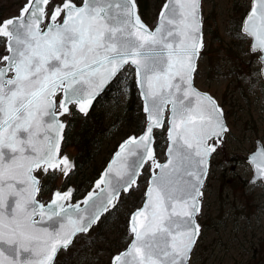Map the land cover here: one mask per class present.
<instances>
[{"label":"snow or ice","instance_id":"6c2138e0","mask_svg":"<svg viewBox=\"0 0 264 264\" xmlns=\"http://www.w3.org/2000/svg\"><path fill=\"white\" fill-rule=\"evenodd\" d=\"M138 7V0H25L18 15L0 19V264H55L58 251L111 215L142 176L143 206L129 215V241L111 264H191L210 159L229 129L215 99L193 87L200 0H165L154 25ZM241 31L264 64V0H254ZM133 74L141 134L119 146L82 201L56 188L41 202L43 181L66 183L73 170L61 156V117L74 109L87 115L106 87ZM165 128L161 163L155 137ZM247 162L252 183L264 181V149Z\"/></svg>","mask_w":264,"mask_h":264},{"label":"rangeland","instance_id":"374dc122","mask_svg":"<svg viewBox=\"0 0 264 264\" xmlns=\"http://www.w3.org/2000/svg\"><path fill=\"white\" fill-rule=\"evenodd\" d=\"M24 2L0 0L3 18L16 15ZM159 2H148L149 25L156 18ZM249 4L250 0H201L204 45L194 84L216 98L223 108L229 131L224 136L222 147L210 160L198 216L201 234L191 254V264H264V184L249 183L252 173L245 161L246 155L254 149L255 140L264 145V88L259 74L258 53L249 52L250 40L240 31V23ZM3 51L0 45V53ZM127 78L122 76L124 84L116 81L94 107V112L102 115L103 128L111 127L115 110L125 108L129 89L127 87L126 92L122 89ZM115 134L112 132L103 139L95 160L79 171L76 180L74 175L66 179V183L57 179L53 189L73 185L74 198L81 195L83 187L78 188L80 181L86 180L92 167L97 168L107 160L115 144L122 139L114 138ZM163 135L156 136L159 160L164 159L166 143ZM65 151L77 154L74 146H66ZM146 182L142 176L138 181L139 187L120 200L115 213L107 217V225L98 235H94L96 226L90 231L94 238L89 234L85 240L79 236L76 238L70 264H107L112 254L126 246L128 241L121 237L123 230L126 231L123 220L140 206ZM115 243L117 247H114ZM64 252L59 257H66Z\"/></svg>","mask_w":264,"mask_h":264},{"label":"trees","instance_id":"16d2710c","mask_svg":"<svg viewBox=\"0 0 264 264\" xmlns=\"http://www.w3.org/2000/svg\"><path fill=\"white\" fill-rule=\"evenodd\" d=\"M162 1L163 0H160L158 6L156 7L157 11ZM148 2L149 0H138L139 11L145 22H148L150 19L149 18L150 9ZM0 19H3V8L1 7H0ZM126 85L129 89V92H128V99L125 103V108L123 110L117 109L114 111V115H113L114 117L110 125L111 126L110 128H103L101 113H96L94 111H92L87 116H80L78 113L74 112V115L71 117L70 123L64 134L63 147L66 146L76 147L77 158H76V169L74 171L75 180L77 179L79 175V171L81 169L82 170L86 169L87 164L93 163L95 157L99 153V150L102 146V141L105 137L109 136L110 134H112V132H114L116 133L114 138L117 137L116 139H118V137L122 138L131 133H138L143 128L144 116L141 112V106L137 92L135 90L132 76L130 78L129 77L127 78ZM119 94L120 93H117V95ZM76 121H80L79 122L80 124L75 123ZM159 132L160 131H158L157 133ZM104 162L100 164L99 167L97 168L96 166L92 167L93 169L89 172V175L88 177H86V180L84 182L80 181L78 188L80 189L83 187V191H81L82 193L90 187L92 181L94 180V178L97 177L99 171L103 167ZM43 184H44V190L41 192L42 195L49 193L54 187V181L49 179H45L43 181ZM115 210L112 211L111 215L115 213ZM111 215L106 214V217L103 219V221L97 225L98 228L94 235H98L103 229V227L107 225L106 219ZM123 222H125L124 223L125 226L127 223V219H124ZM88 234L91 235L90 232ZM88 234L80 235L78 238L85 240L89 237ZM94 235L91 236L94 238ZM121 237L126 241L129 240V237L125 230H123ZM75 242L68 251L64 252V254L67 256L66 257L58 256L59 258H57L55 264H70L69 262L70 260H72V256H73L72 250L75 246ZM114 247H117L116 243L114 244ZM107 264H109V262H107Z\"/></svg>","mask_w":264,"mask_h":264},{"label":"water","instance_id":"95a60500","mask_svg":"<svg viewBox=\"0 0 264 264\" xmlns=\"http://www.w3.org/2000/svg\"><path fill=\"white\" fill-rule=\"evenodd\" d=\"M165 2V0L163 1V3ZM254 2V0H251L250 1V6H249V10L246 12V14H245V16L243 17V19L244 18H246V15L249 13V11H250V9H251V5H252V3ZM162 3V4H163ZM200 3H201V0H200ZM24 4V3H23ZM162 4H161V6H160V9H161V7H162ZM160 9H159V11H158V13H157V17H156V20H155V22H154V24L157 22V20H158V16H159V12H160ZM139 11V10H138ZM18 13H19V10H18ZM18 13L16 14V15H18ZM140 14V13H139ZM200 14H201V10H200ZM15 16V15H14ZM12 17V16H11ZM201 18H202V14H201ZM243 21V20H242ZM241 28H242V23H241ZM242 32V31H241ZM202 41H203V31H202ZM252 43H253V41L251 40V38H250V43H249V50H250V48H251V45H252ZM251 52V51H250ZM259 56H260V53H259ZM259 56H258V60H259ZM260 76H261V79H262V83H263V86H264V74H262V71H264V64H261L260 63ZM193 80H194V77H193ZM134 83H135V86H136V89H137V92H138V95H139V99H140V102H141V109H142V112H143V114H144V118H145V113H144V111H143V98H142V96L140 95V93H139V90H138V86H137V84H136V82H135V76H134ZM193 87L195 88V90L196 91H198V92H200L201 94H206V95H210L211 97H213L214 99H215V97L214 96H212L209 92H206V91H202V90H200V89H198L195 85H194V83H193ZM102 94V93H101ZM215 101L217 102V100L215 99ZM218 103V102H217ZM219 105V104H218ZM220 106V105H219ZM221 107V106H220ZM222 108V107H221ZM222 111H223V109H222ZM167 113V115L168 114H170V113H168V112H166ZM224 114V113H223ZM61 119L62 120H64V119H66L67 120V118H65V117H61ZM224 120H225V118H224ZM226 123V122H225ZM144 125H145V123H144ZM227 126V125H226ZM228 128V127H227ZM157 130H159V129H157ZM141 134V132L140 133H138V134H130V135H128L127 137H125L123 140H121L119 143H118V145H117V147H116V149H115V151L112 153V155H111V157L109 158V160L106 162V164L104 165V167L102 168V170L99 172V175H98V177L93 181V183H92V186L90 187V189L88 190V191H91L92 190V188H94V185H95V183H96V181H98L99 179H100V177L103 175V173L105 172V171H107L108 170V168H109V166L112 164V161L115 159V153L119 150V146L121 145V144H123L124 142H125V140L128 138V137H130V136H138V135H140ZM164 134H165V139H166V136H167V129H166V131L164 132ZM64 135V134H63ZM225 136V135H224ZM223 142H224V137H223ZM62 144V143H61ZM166 148H167V145H166ZM166 148L164 149V156H165V160L164 161H160L159 159V161L161 162V163H164L165 161H166ZM257 149H264V146H263V144L261 143V141L260 140H256L255 141V148H254V150L252 151V152H250L246 157H245V161L247 162L248 161V158H249V156L250 155H252L253 153H255L256 151H257ZM67 156L69 159H70V163H72V165H73V163H74V161H73V159H74V156L71 154V153H69V152H65V153H63V154H61V156ZM248 163V162H247ZM249 164V163H248ZM209 166H210V163H209ZM249 166H250V168H251V172H252V175H251V177H250V179H249V183L250 184H255V183H252V180H253V176H254V165H252V164H249ZM208 171H209V169H208ZM206 181V180H205ZM258 181H260V182H262L263 184H264V181H261V180H257V182ZM136 186H133V188H135ZM67 189H71L72 191H73V188H72V186L71 187H68ZM66 189V190H67ZM87 191V192H88ZM86 192V193H87ZM145 192H146V187H145V190H144V193H143V201H144V197H145ZM85 193V194H86ZM85 194L82 196V197H80V198H77V199H75L74 201H72L71 200V203H76V202H78V201H82L83 199H84V197H85ZM51 195H52V193H51ZM50 195V196H51ZM38 199L41 201V202H48L49 201V199H50V197L48 198V199H46V198H42V197H38ZM143 201H142V203L140 204V206H138V207H136L131 213H133L136 209H138V208H141L142 206H143ZM11 205H12V199L11 198H9V209L11 208ZM202 205V204H201ZM81 207L83 208V205L81 204ZM130 213V214H131ZM129 214V215H130ZM199 216V215H198ZM197 216V217H198ZM197 217H196V220H197V222H198V224L200 225V227H201V224L199 223V221H198V219H197ZM128 218H129V216H128ZM126 231H127V234H128V221H127V227H126ZM79 235V234H78ZM76 237V236H75ZM75 237L73 238V240L75 239ZM126 247V246H125ZM124 247V248H125ZM123 248V249H124ZM68 249V248H67ZM123 249H121V250H123ZM61 250H66V249H60L59 251H58V253L61 251ZM116 254V253H115ZM115 254H113V255H115ZM112 255V256H113ZM112 258V257H111ZM111 258H110V264H111ZM56 259V258H55Z\"/></svg>","mask_w":264,"mask_h":264}]
</instances>
